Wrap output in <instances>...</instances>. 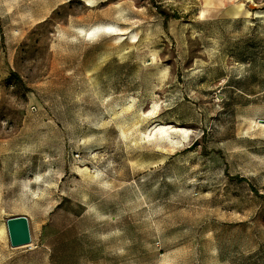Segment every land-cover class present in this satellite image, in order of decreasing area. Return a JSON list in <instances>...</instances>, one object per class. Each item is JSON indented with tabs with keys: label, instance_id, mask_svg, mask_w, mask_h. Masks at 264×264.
Instances as JSON below:
<instances>
[{
	"label": "rangeland",
	"instance_id": "374dc122",
	"mask_svg": "<svg viewBox=\"0 0 264 264\" xmlns=\"http://www.w3.org/2000/svg\"><path fill=\"white\" fill-rule=\"evenodd\" d=\"M86 1L0 0V264H264V0Z\"/></svg>",
	"mask_w": 264,
	"mask_h": 264
},
{
	"label": "bare ground",
	"instance_id": "6f19581e",
	"mask_svg": "<svg viewBox=\"0 0 264 264\" xmlns=\"http://www.w3.org/2000/svg\"><path fill=\"white\" fill-rule=\"evenodd\" d=\"M219 1L220 0H204V7L200 11V16L203 18H207V17H211V16H215L219 14L220 13L219 10H221L222 6L225 5L224 3L226 0L225 1L222 0L223 5L221 7L217 6ZM233 1H234L233 5L225 9L221 13L222 15L230 16L233 18H239L242 15H244L245 17H250L252 15V12L244 7V3H242L239 0H233ZM86 5L92 6L93 0H87ZM256 15L259 17H264V10L257 11ZM106 29L112 32H119L118 34H121L120 32H122L121 29L117 28L116 26H112V25L106 26ZM90 35H92V33H90ZM162 132L164 131L162 130Z\"/></svg>",
	"mask_w": 264,
	"mask_h": 264
},
{
	"label": "water",
	"instance_id": "95a60500",
	"mask_svg": "<svg viewBox=\"0 0 264 264\" xmlns=\"http://www.w3.org/2000/svg\"><path fill=\"white\" fill-rule=\"evenodd\" d=\"M10 244L13 248L32 243L30 220L27 216H15L6 220Z\"/></svg>",
	"mask_w": 264,
	"mask_h": 264
}]
</instances>
